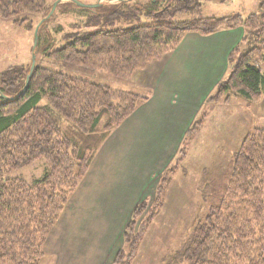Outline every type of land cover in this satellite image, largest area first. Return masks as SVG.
Listing matches in <instances>:
<instances>
[{"label":"trees","instance_id":"16d2710c","mask_svg":"<svg viewBox=\"0 0 264 264\" xmlns=\"http://www.w3.org/2000/svg\"><path fill=\"white\" fill-rule=\"evenodd\" d=\"M135 1L109 4L113 16L120 12L119 8L134 5ZM263 7L264 0L257 12L245 17H201V0H154L135 4L130 10L147 20L156 19L157 23L75 36L49 52V48L39 49L43 24L34 53L128 82L133 74L173 51L187 33L210 36L220 30L242 28L244 37L228 57V64L234 65L207 101H217L232 92L257 102L264 92V69L257 63L264 60ZM50 8L45 0H0V18L31 30L34 27L27 16L42 18ZM183 15L189 18L176 20ZM252 33L263 46L254 47V40L248 42ZM243 43H249L245 50ZM29 70L30 65L13 66L0 75V264H40L43 244L95 154L110 132L147 99L37 66L36 60L24 94L15 100L2 97L17 96ZM201 120L193 121L187 136ZM37 161L45 164L40 178L29 182L6 177ZM230 166L223 185L207 182L203 175L202 182H207L209 189L201 192L210 207L194 223L188 243L172 255L170 264H264V130L255 129L243 139ZM159 180L156 205L142 222L140 233L131 237L146 204L137 206L130 229L124 232L125 243H137L158 215L170 177ZM122 255L120 251L113 264H124Z\"/></svg>","mask_w":264,"mask_h":264},{"label":"rangeland","instance_id":"374dc122","mask_svg":"<svg viewBox=\"0 0 264 264\" xmlns=\"http://www.w3.org/2000/svg\"><path fill=\"white\" fill-rule=\"evenodd\" d=\"M150 1L154 2V0H136L134 5L145 4ZM262 1L201 0L202 11L200 16L210 17L223 14L247 16L250 13L257 12ZM45 2L48 7H52L55 1L45 0ZM75 2L63 1L55 7L52 15L46 20L44 27L41 28L40 50L49 48L47 50L49 52L50 50L59 49L66 43L71 42L75 36H83L102 29L131 28L159 22L156 19L147 20L143 15L132 13V10H130V8L134 7L132 3L119 8L120 12L113 16V9L109 4L118 3V0H75ZM77 3L86 7H80ZM22 16L26 17V15ZM27 17L31 20L34 27L31 30L27 29L25 25L16 27L11 20L0 18V75L9 67H28L31 65L33 29H35L42 18L41 16L30 15ZM188 18V16L183 15L176 17V20H186ZM253 33L255 32L253 31ZM253 33V38H247L248 42L254 40V47L263 46ZM247 45L245 43L242 44V46H245L243 50L248 48ZM241 51L242 49H240ZM35 57L37 66H42L70 77L81 78L111 89L124 90L127 86L126 81L108 76L100 71L87 72L83 69L50 60L40 53H37ZM233 57L234 62H236L237 57L235 55ZM254 60L257 61V59ZM257 63L264 69V60L263 62L258 60ZM233 65L234 63L228 64L227 72L221 81L226 78ZM263 95L264 92L261 97ZM208 97L200 109V114L197 113L193 119V121L202 119L201 123L196 125L198 128L188 136L186 135L187 131L185 132L167 166L162 171L155 173L151 183L146 186L145 197L132 205L125 216L122 210L126 209V204L119 207L123 204L124 197L120 204L111 205L113 206L112 211L103 210L102 216L104 220H101L109 225L124 217L118 226L114 225L105 228L95 223L97 222L95 218L98 215L95 213L92 216L91 209L92 205L99 207L96 197L92 198V200L90 199L89 204L85 201L87 211L84 213L87 214V219L92 218V221L83 223L79 217L81 213L79 209H82L81 202L84 201L81 187L83 188L82 182L89 171L88 168L76 190L70 195L60 218L49 232L43 244V258L40 264H75L79 261L80 263H87L88 259L95 254L97 255L92 258V264H102L103 256H105L104 264H113L115 257L120 251L123 252L121 258L124 264H170L172 255L188 243L194 223L200 220L210 207L204 200L201 191L204 192L203 188L209 189L206 188L207 182L213 181L215 185H223L227 182L228 172L231 171L232 158L239 149L243 139L252 132L250 120L249 124L246 123L247 115H249V105L247 104L249 100L247 102L244 97L234 95L232 92L223 94L221 99L218 98L214 102L207 101ZM243 107L247 108V110ZM235 120L241 124L235 123ZM104 121L105 118L100 126H102ZM124 122L112 130L108 138ZM192 123L191 125H193ZM96 155L97 153L93 160ZM132 168H135V166H132ZM147 168L148 166L141 167L139 171L140 177H142ZM44 170V162L37 161L29 167L8 173L6 177L22 178L30 182L32 179L40 178ZM170 170H172V173H170ZM203 175L208 178L206 183L202 182L205 178ZM161 177H164L165 180L170 177V182L164 192L162 207L158 215L153 218L152 222L140 235L137 243H125L124 232L130 229L128 227L131 224L132 215L137 206L142 203L146 204L145 211L134 224L133 234L130 232L131 237L140 233L142 222L148 218L151 209L156 205L154 201ZM85 186H87V183ZM134 239L131 241H134ZM56 247L59 250L58 253L54 250ZM116 247L118 249L112 255L111 252ZM99 251L104 253L102 252L103 254L101 255Z\"/></svg>","mask_w":264,"mask_h":264},{"label":"crops","instance_id":"0c3cea01","mask_svg":"<svg viewBox=\"0 0 264 264\" xmlns=\"http://www.w3.org/2000/svg\"><path fill=\"white\" fill-rule=\"evenodd\" d=\"M228 15L232 14L210 17ZM243 37L242 28L220 30L210 36L187 33L173 51L132 75L124 90L147 99L104 142L91 162L81 187L84 201L81 202L79 217L83 223L92 221V218L87 219L84 212L87 211L85 201L89 204L94 197L98 199L99 207L92 205L91 214L96 213L98 217L95 223L105 228L118 226L124 217L109 225L101 220L103 210L112 211L111 205L120 204L124 197L119 207L126 204V209L122 210L125 216L132 205L145 197L146 186L151 183L155 173L167 166L205 99L224 78L228 55ZM247 104L249 115L246 123L249 124L250 120L251 131L264 130V95L259 101H249ZM235 123L241 124L237 120ZM142 166L148 168L140 177ZM117 249L111 252L112 255ZM54 250L59 251L57 247ZM102 252L99 251L101 255ZM96 255H92L87 263L79 261L75 264H92V258ZM102 262L105 263V256Z\"/></svg>","mask_w":264,"mask_h":264},{"label":"water","instance_id":"95a60500","mask_svg":"<svg viewBox=\"0 0 264 264\" xmlns=\"http://www.w3.org/2000/svg\"><path fill=\"white\" fill-rule=\"evenodd\" d=\"M63 1H71V2H75V0H56L52 7H51V10L49 11V13L41 19V21L36 25L35 29H34V33H33V46H32V54H31V65H30V70H29V74L27 75V78H26V81H25V86L24 88L19 92V94L17 96H15L14 98H8V97H5L2 95V97H4L5 99L7 100H15V99H18L20 96H22L24 94V92L26 91L27 89V86H28V80L34 70V67H35V60H36V57H35V49H36V46H37V42H38V31L40 29V27L46 22V20H48L50 18V16L52 15L55 7L57 5H59L60 3H62ZM76 3V2H75ZM78 4V3H77ZM78 6L80 7H86L85 5H81V4H78Z\"/></svg>","mask_w":264,"mask_h":264}]
</instances>
